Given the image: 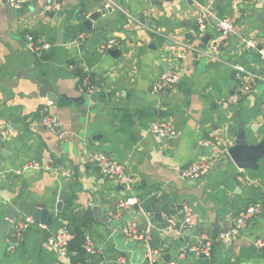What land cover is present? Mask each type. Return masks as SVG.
I'll use <instances>...</instances> for the list:
<instances>
[{
    "label": "crops",
    "instance_id": "0c3cea01",
    "mask_svg": "<svg viewBox=\"0 0 264 264\" xmlns=\"http://www.w3.org/2000/svg\"><path fill=\"white\" fill-rule=\"evenodd\" d=\"M60 1L54 14L45 11L46 0L21 10L0 0V264H149L150 245L172 260L200 237L230 229L251 204L264 206V158L256 170L225 161L241 125L251 144L264 139V61L244 45L255 41L264 50V0ZM205 6L212 15L200 36L197 18ZM223 19L236 26L225 41L217 33ZM206 35L211 41L203 53ZM30 37L37 47H50L39 56L29 47ZM111 41L118 57L104 52ZM237 66L257 78L252 92L235 104ZM175 70L181 73L179 85L153 94L152 83ZM87 75L95 89L86 105L73 99L83 96L76 77ZM36 79L49 80L66 98L52 104ZM48 106L69 134L65 143L39 124ZM158 120L175 127L177 138L166 141L151 133ZM216 138L219 145H202ZM96 152L126 165L136 181L133 193L89 163ZM201 158L213 161L205 177L179 178ZM48 167L64 173L55 175ZM62 194L66 201L59 213L55 206ZM132 195L139 204L122 210ZM37 205L54 212L53 224H34L22 247L9 253L15 235L14 223L6 220L10 208L17 211L16 221L32 217ZM185 205L197 219L195 229L184 224ZM107 215L119 221L110 234ZM164 215L176 221L174 232L166 231ZM125 226L149 229V246L127 239ZM64 228L83 233L96 252L87 253L75 239L69 258H61L46 238ZM180 264H264V210L235 244L217 246L210 258L186 255Z\"/></svg>",
    "mask_w": 264,
    "mask_h": 264
},
{
    "label": "built area",
    "instance_id": "2783aa9c",
    "mask_svg": "<svg viewBox=\"0 0 264 264\" xmlns=\"http://www.w3.org/2000/svg\"><path fill=\"white\" fill-rule=\"evenodd\" d=\"M8 5L16 10L24 9L29 5L33 0H6ZM159 1V0H151ZM192 2H197V0H188ZM216 0H210L209 5H213ZM62 8L60 0H46L45 11L48 13H57ZM211 8L205 6L201 9V13L197 18V27L199 35H203L210 25L211 18ZM235 23L228 19L220 20L217 26V33L222 41L227 40L235 32ZM85 35H81L80 39H83ZM116 43L111 41L104 48V52L107 50L114 49ZM246 49L258 51L260 58L264 61V50H258V44L255 41H248L244 43ZM29 47L37 55H41L46 51L50 46L49 44H43L40 47H37L33 38H29ZM220 47V44H217L213 47L214 51H217ZM71 69H74L71 66ZM236 73L240 83V87L235 92L231 101L233 103H239L242 98L250 94L253 90L257 76L249 72L242 66L236 67ZM72 71V70H71ZM76 81L79 84V90L83 95L91 97L94 93V82L90 76L85 77H76ZM181 81V73L178 70L166 72L160 77H158L151 85V92L153 94H159L167 90H173L176 88ZM39 124L55 135L57 140L60 143H65L69 139V134L64 129L63 125L57 117L52 115L49 106L44 107L40 111L39 115ZM151 133L158 136L162 139L174 140L178 136V131L172 125L164 121H155L151 124L150 129ZM0 136H1V127H0ZM219 138L214 140H205L202 145L206 148H212L216 145H219ZM89 163L94 164L104 178L113 181L117 185L123 187L128 193H133L136 181L129 174L125 164H122L116 161L111 155L104 152H96L91 154L88 157ZM33 166L29 165L26 169ZM213 161L208 158H201L184 169L179 173V178L185 181L198 180L205 177L212 169ZM47 172H52L55 175L62 176L64 171L62 168L52 169L50 167L45 169ZM139 204V199L135 195H132L130 198H127L121 204V209H129ZM264 210V206L261 203H255L248 206L234 221L233 226L225 231L219 232L217 235L213 236H202L197 241L192 243L186 251L182 252L175 259L165 262L163 260V254L156 250L149 251L148 257L146 260L149 264H180L186 255H194L197 257H206L210 258L213 256L215 248L219 245H233L235 244L242 235L243 230L251 224L255 219H257ZM184 213V224L189 229H195L197 226V219L193 213V210L190 206L185 205L183 208ZM164 221L166 224L167 232H174L177 229L176 221L170 215H164ZM15 235L8 241V252L14 253L16 250L20 249L25 242L26 236L30 231L31 227L35 224L32 217H25L23 219H18L13 222ZM124 236L137 243H142L147 247L151 241L150 230H140L132 226H125L122 229ZM76 238L75 233L69 229L64 228L60 232H48L46 238V246L53 251H55L61 258L68 259L70 256V247ZM263 247V245H260ZM84 249L87 253H95V249L91 244L88 237L85 238Z\"/></svg>",
    "mask_w": 264,
    "mask_h": 264
},
{
    "label": "water",
    "instance_id": "95a60500",
    "mask_svg": "<svg viewBox=\"0 0 264 264\" xmlns=\"http://www.w3.org/2000/svg\"><path fill=\"white\" fill-rule=\"evenodd\" d=\"M105 14L106 11L96 13L90 18V21L86 25H90L91 22L96 21ZM201 41L203 46L201 47L200 51L205 53V46L209 45V42L211 41V36L206 35ZM80 49L82 50L83 46H81ZM258 50H263V48L259 47ZM108 54L113 57L119 56L118 52L115 50L108 51ZM36 81H38L42 85V97L47 98L48 101L52 104L57 103L61 98H66L65 95L58 93L53 88L49 80L36 79ZM166 92L170 93L171 91L167 90ZM73 100L80 104L87 105V103H90V99L86 95H83L82 97ZM164 140L167 141V139ZM250 140L251 138L245 130V127L241 125L234 144L229 147V149H227V155L225 159L226 163L233 162L235 166L241 170H256L258 168V162L264 158V139L258 144H251ZM65 201L66 196L65 194H62L59 199V202L55 206L56 212L61 213L63 211V205ZM16 212L17 211L13 209V207H11L9 214L7 215L6 220L12 225L15 219V215L17 214ZM31 216L35 224L45 226L47 228L50 227L55 220L54 212H51L46 205H37L32 211ZM162 217L163 216L161 214L158 215V218ZM107 219L109 223L106 224V227L108 228V234H110L112 231L115 230L119 221L109 215H107ZM149 247L151 250H153L152 245H150ZM202 258L206 257L202 256ZM163 260L167 262L169 260V256H164Z\"/></svg>",
    "mask_w": 264,
    "mask_h": 264
},
{
    "label": "trees",
    "instance_id": "16d2710c",
    "mask_svg": "<svg viewBox=\"0 0 264 264\" xmlns=\"http://www.w3.org/2000/svg\"><path fill=\"white\" fill-rule=\"evenodd\" d=\"M74 233L76 235V238H75L76 241L75 242H77V245L79 244L80 247H82L85 243V238H86L85 235L83 233H81L80 231H77V232L75 231ZM80 252H81V249H80Z\"/></svg>",
    "mask_w": 264,
    "mask_h": 264
}]
</instances>
